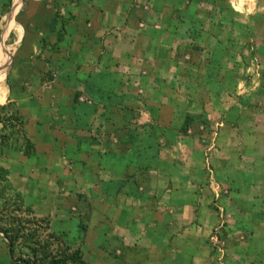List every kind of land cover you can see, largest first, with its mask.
<instances>
[{"label":"crops","instance_id":"0c3cea01","mask_svg":"<svg viewBox=\"0 0 264 264\" xmlns=\"http://www.w3.org/2000/svg\"><path fill=\"white\" fill-rule=\"evenodd\" d=\"M219 2L0 0V166L86 264H264V0Z\"/></svg>","mask_w":264,"mask_h":264},{"label":"trees","instance_id":"16d2710c","mask_svg":"<svg viewBox=\"0 0 264 264\" xmlns=\"http://www.w3.org/2000/svg\"><path fill=\"white\" fill-rule=\"evenodd\" d=\"M0 122L4 125L5 130H7L8 126L10 128L19 127L14 133L23 136L25 153L27 155L32 154V143L25 135L23 130L24 122L14 104L11 103L9 105L0 106ZM188 126L189 122L188 119H186L183 130H186ZM2 138L4 139L5 136H2ZM0 199H3L5 203L13 202L16 208L15 211L20 215L17 217L12 213V223L7 226H4V219H0V233L7 241L11 256H14L15 249L19 248L21 242L27 241L28 237L24 236L26 231L32 230V243L35 246L38 244L41 245L45 239V244H43V247L39 250L36 248L32 249L29 244L24 246L30 253L24 254V256L18 259L13 258L11 264H86L80 249L73 250L71 246L65 245L61 242V236L49 232L48 227L44 229L47 230V234L43 236V233L39 232V229L42 227L37 226L38 224H34L35 227H37L36 229L27 226L32 222V220H30L31 218L33 221L35 220L40 223H42V221L46 223V221L34 217L31 210L23 205L21 195L9 182L8 170L2 166H0ZM55 245L62 248L56 249Z\"/></svg>","mask_w":264,"mask_h":264},{"label":"rangeland","instance_id":"374dc122","mask_svg":"<svg viewBox=\"0 0 264 264\" xmlns=\"http://www.w3.org/2000/svg\"><path fill=\"white\" fill-rule=\"evenodd\" d=\"M203 2H204V5L206 6H208V5H211L212 7L214 6V5H218L217 4V0L214 2V4H212V3H209L208 1H205V0H203ZM23 3V2H22ZM223 3H226L225 2V0H221V2H219V4L220 5H222L223 6ZM22 6H23V4H22ZM22 6H21V9H22ZM207 6H206V9H207ZM223 13V12H222ZM224 14V13H223ZM211 17L213 18L214 17V15H211ZM221 19H222V21H225V22H235V23H238V25L239 24H241V23H244L245 21H247V19H251V18H247L246 17V14H244V13H241V14H239V15H237V16H231V17H229V16H225V17H220ZM219 18V16H218V14L216 13V20L217 19H220ZM226 29V28H225ZM227 30V29H226ZM227 31H229V30H227ZM237 31V34L239 35V34H241L242 32H244V30H236ZM260 31V30H259ZM223 33H224V30H223ZM239 47V49H242L243 50V46H241V45H239L238 46ZM242 62H243V64H245L246 63V65H248V70H249V72L247 73L248 75V77L250 76V77H252V79H253V85L255 86L256 85V81H257V79H255L256 78V72L255 71H259V67H258V63L256 62V60H249L248 61V63L245 61V60H242ZM255 75V77H253ZM259 82V81H258ZM255 95H257V94H254L253 96H255ZM206 98V97H205ZM251 98V97H250ZM249 98V99H250ZM214 112V111H213ZM188 122H189V120H188ZM15 204L13 203V202H10V203H5V201L3 200V199H0V219L1 218H3L4 219V226H7V225H9V224H11L12 223V221H11V218H13V215H12V213L15 215V216H17V217H19L20 215L15 211ZM25 220V219H24ZM30 220H32V222L29 224V225H27V226H29L30 228H37V227H35V225L34 224H38L37 226H39V227H42L41 229H39V232H41V233H43V236H45L47 233V230H44V229H47V223H44L43 221H42V223H40V222H36L35 220V222L33 221V219L31 218ZM50 232V231H49ZM25 235L24 236H27L28 238H27V241L26 242H21L20 243V246H19V248H16L15 249V252H14V256H13V258L14 259H18L19 257H22V256H24V254H29L30 253V251L27 249V248H25L24 246H26L27 244H29V246L32 248V249H34V248H36L37 250H39V249H41L42 247H43V244H45V239L43 240V242L41 243V245L40 244H38L37 246H35V245H33V240H32V234H33V232H32V230H29V231H26L25 233H24ZM0 235L3 237V235L0 233ZM4 238V237H3ZM61 242H63L65 245H67V246H71L70 245V238H67V237H64V236H61ZM72 248H73V250H76V249H79V245H76V246H71ZM55 248L56 249H59V248H62V247H58L57 245H55ZM62 250V249H61Z\"/></svg>","mask_w":264,"mask_h":264}]
</instances>
